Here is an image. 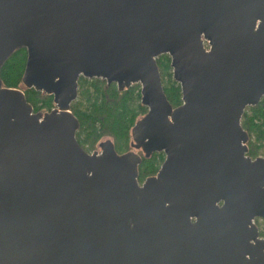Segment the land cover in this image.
<instances>
[{
	"label": "water",
	"instance_id": "95a60500",
	"mask_svg": "<svg viewBox=\"0 0 264 264\" xmlns=\"http://www.w3.org/2000/svg\"><path fill=\"white\" fill-rule=\"evenodd\" d=\"M22 48L55 108L0 75V264H264V156L241 125L264 97V0H0V73ZM80 76L141 85L134 150L78 143ZM135 150L165 154L142 184Z\"/></svg>",
	"mask_w": 264,
	"mask_h": 264
},
{
	"label": "trees",
	"instance_id": "16d2710c",
	"mask_svg": "<svg viewBox=\"0 0 264 264\" xmlns=\"http://www.w3.org/2000/svg\"><path fill=\"white\" fill-rule=\"evenodd\" d=\"M27 56V50L22 48L6 61L0 73L3 86L23 90L35 113L49 112L55 107L53 96L22 85ZM157 64L167 99L176 108L183 103L182 91L173 78L170 56H159ZM71 111L80 122L81 136L87 137L86 143L92 149L102 139H111L117 147L128 148L131 130L147 108L141 104L139 85L121 92L115 84L109 86L104 80L81 78L78 99L72 103ZM241 125L250 136L247 155L253 159L264 156V98L256 106L246 108ZM159 167L155 159H144L139 167V183L147 176L155 175ZM256 224L260 236H264L261 226Z\"/></svg>",
	"mask_w": 264,
	"mask_h": 264
},
{
	"label": "flooded vegetation",
	"instance_id": "af4514ba",
	"mask_svg": "<svg viewBox=\"0 0 264 264\" xmlns=\"http://www.w3.org/2000/svg\"><path fill=\"white\" fill-rule=\"evenodd\" d=\"M81 78H86V77H84V76H80V78H79V80H78V95H79V81H80V79ZM86 79H88V78H86ZM94 79H99V78H94ZM89 80H92V79H89ZM101 80H103V79H101ZM104 81H106V80H104ZM106 83H107V81H106ZM108 84V83H107ZM112 84H115L116 86H117V84L116 83H112ZM112 84H110V85H112ZM109 85V84H108ZM109 85V86H110ZM134 85H139L140 86V88H141V85L140 84H134ZM133 85V86H134ZM118 87V86H117ZM132 87V86H131ZM130 87V88H131ZM77 99H78V97H77ZM72 105V104H71ZM55 108V107H54ZM53 108V109H54ZM147 108V107H146ZM72 112V111H71ZM148 112V108H147V111H146V113ZM145 113V114H146ZM144 114V115H145ZM144 115H142V116H140L141 118L144 116ZM76 139H77V141H78V143L81 145V147L87 152V153H89V154H93V153H95V152H98V153H101V144L102 143H104V142H106V141H108V140H110L112 143H113V141L111 140V139H105V140H101L98 144H97V146L94 148V149H92L91 147H90V145L88 144V143H86V140H87V137H82L81 136V133H80V127H79V129H78V131H77V133H76ZM113 145H114V147H115V149H116V152L119 154V155H123V154H125V153H127V152H130V151H132V150H134V148H133V146H132V136H131V142H130V144H129V147L128 148H120V147H117L114 143H113ZM121 149H124V150H121ZM135 152L136 153H138L141 157H142V163H143V161H144V159H147V158H145V153L143 152V150H135ZM148 159H155L157 162H159V165H160V167H161V165L163 164V162H164V160H165V154L164 153H153L152 155H151V157L150 158H148ZM141 163V164H142ZM140 164V165H141ZM140 165H139V167H140ZM160 167H159V169H160ZM159 171V170H158ZM158 173V172H157ZM156 173V174H157ZM155 174V175H156ZM151 176H154V175H151ZM151 176H147L146 178H145V180L148 178V177H151ZM144 180V181H145ZM142 184V183H141Z\"/></svg>",
	"mask_w": 264,
	"mask_h": 264
},
{
	"label": "rangeland",
	"instance_id": "374dc122",
	"mask_svg": "<svg viewBox=\"0 0 264 264\" xmlns=\"http://www.w3.org/2000/svg\"><path fill=\"white\" fill-rule=\"evenodd\" d=\"M173 72V71H172ZM23 85V84H22ZM24 87V86H23ZM24 89V88H23ZM140 91H141V88H140ZM264 98V97H263ZM141 117H139L138 119H140ZM132 131V130H131ZM102 140H105V139H102ZM130 142H131V139H130V141H129V144H130ZM129 147V146H128ZM121 150H124V149H121ZM261 156H263V155H261ZM255 223H259V225L261 226V229L263 230V232H264V219H257V220H255ZM262 238H264V236H261Z\"/></svg>",
	"mask_w": 264,
	"mask_h": 264
}]
</instances>
